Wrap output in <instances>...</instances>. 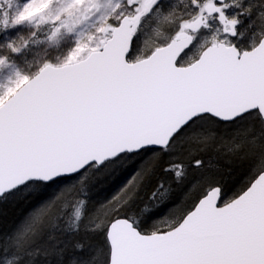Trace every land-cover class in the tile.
Instances as JSON below:
<instances>
[{
    "label": "snow or ice",
    "instance_id": "1",
    "mask_svg": "<svg viewBox=\"0 0 264 264\" xmlns=\"http://www.w3.org/2000/svg\"><path fill=\"white\" fill-rule=\"evenodd\" d=\"M233 4L190 0L173 21L125 0L98 45L0 94V201L31 209L0 232V264H264V39L232 42ZM148 20L174 27L141 54ZM231 156L248 162L238 190ZM121 177L87 214L97 181ZM82 228L100 242L66 259L60 236Z\"/></svg>",
    "mask_w": 264,
    "mask_h": 264
},
{
    "label": "clouds",
    "instance_id": "2",
    "mask_svg": "<svg viewBox=\"0 0 264 264\" xmlns=\"http://www.w3.org/2000/svg\"><path fill=\"white\" fill-rule=\"evenodd\" d=\"M25 5H30L27 9ZM101 5L103 11L101 12ZM56 7L55 15L49 14L51 7ZM233 7L238 9V19L246 15L244 6L240 0H234ZM36 11L35 15H29ZM126 12L125 0H0V34L7 33L17 28L23 31L17 32L15 37L0 41V88L6 93L10 87H14L20 79L28 77L36 79L45 68H63L69 57L77 54V49L87 51L92 45H98L104 38L109 24L119 21ZM24 16V19H20ZM88 20H93V32L86 36L78 37L76 44L63 59L50 63L47 56L39 64H33L24 57V53L37 45L47 46L52 44L62 33L70 35L76 27ZM242 36V35H239ZM264 39V33L260 35ZM20 56L24 62H17L14 57ZM29 78V77H28ZM11 85V86H9ZM2 93V94H3Z\"/></svg>",
    "mask_w": 264,
    "mask_h": 264
},
{
    "label": "rangeland",
    "instance_id": "3",
    "mask_svg": "<svg viewBox=\"0 0 264 264\" xmlns=\"http://www.w3.org/2000/svg\"><path fill=\"white\" fill-rule=\"evenodd\" d=\"M27 0H21V3H26ZM31 2V0H29ZM229 3H232L233 0H228ZM62 3V0H58V4ZM161 9L167 14L168 12H174L173 21H175L179 17H184L187 15L188 11L190 10V0H159ZM240 3L244 6V8L249 9V12L246 15L241 16L242 23L238 26V31L240 33H243L242 36L232 38V42L236 46L240 47H246L249 48L251 44L254 42L255 39L259 38L262 33H264V15H256L257 17L253 19L254 13L258 11L259 9L262 10V7H264V0H254V2L251 3V0H240ZM188 6L187 8L185 6ZM57 11V8L51 7L49 9V14L55 15ZM103 11V5H101V12ZM238 9L232 8L229 9V15L235 14ZM34 14H36V11L33 10ZM264 12V8H263ZM264 14V13H263ZM253 15V16H252ZM258 23V27L254 28V23ZM115 23V21L113 22ZM174 27V23L172 24H165L162 27L157 26V23L155 20H148L143 25V27L140 30L139 33V39L137 41L139 45L140 53L142 54L144 51L147 50L148 47H150L153 43H155L157 40L164 39L170 32V30ZM23 31L22 28H17L12 31H9L7 33L0 34V41L15 37L17 32ZM258 31V32H257ZM93 32V20H88L85 23H82L79 27H76L72 34L65 35L61 34L57 37V39L50 45L47 46V49H45L44 45H37L35 48L29 49L26 53H24L25 59L28 61H31L33 64H39L43 61L45 56H47V59L50 63L53 62V65L55 66L54 60L58 62V60L63 59L67 53L75 47L76 39L78 37H83L88 35L89 33ZM257 32V33H256ZM260 32V33H259ZM207 37V31L204 30L199 38V43H202L203 40ZM91 47H95V45H92ZM193 52H195V48L193 49ZM193 52H190L188 56L185 57V59H190ZM14 59L17 62L23 63L24 61L21 60L20 56L14 57ZM31 72L28 73L29 79H31ZM26 77V78H28ZM11 86V85H9ZM3 93V89L0 88V94ZM232 131L228 130L225 132V138L224 143L226 147H228L230 144H234V142L226 141L227 138H229ZM234 153L236 156L238 154L243 155V149L238 148L237 145L234 144ZM235 156V158H236ZM239 163V164H238ZM238 166H244L242 169L244 173H246L248 169V162L247 160L240 161L236 158L232 162V165ZM95 191H92L91 194H94ZM99 192V191H96ZM91 198V195L90 197ZM16 209L22 208L20 205L15 206ZM27 207V204L25 205ZM28 214V213H27ZM22 221V220H21Z\"/></svg>",
    "mask_w": 264,
    "mask_h": 264
},
{
    "label": "trees",
    "instance_id": "4",
    "mask_svg": "<svg viewBox=\"0 0 264 264\" xmlns=\"http://www.w3.org/2000/svg\"><path fill=\"white\" fill-rule=\"evenodd\" d=\"M256 1V0H255ZM254 0H251L250 4H253ZM262 10H258L254 13L253 19L256 18L258 15H264ZM241 18V17H240ZM258 23H254V28L258 27ZM258 32V31H257ZM256 32V33H257ZM260 33V32H259ZM241 49H246V47H240ZM232 134V133H231ZM234 142L235 145L238 144V140L233 138V134L229 136V138L226 139V141ZM234 144H230L228 147H231L233 149L234 153ZM239 148V147H238ZM225 152H227V147L224 149ZM238 156H242V154H238ZM229 159V156H225L224 161L222 163H225ZM232 162L236 160L235 156H231ZM239 164V163H238ZM231 164V175L233 177L234 182V190H238V186L240 184V179L242 178L241 174L244 173L243 167L244 166H238ZM226 168L228 165H225ZM124 177H121V179L117 182H114L113 184L108 185L106 188L101 187V185L105 184V179L102 178L97 181V183L93 186L92 191H95L94 194H91V198H89V203L87 206V214H91L95 205L98 204L100 201L107 199L111 196V194L116 190V188L119 186L121 182H123ZM99 191V192H96ZM175 195V194H174ZM142 203V202H140ZM21 206L22 208L16 209L15 206ZM25 203L20 201H7L3 202L0 201V232L3 231H11L13 228H15L16 225H18L21 220L27 215V213L31 210L30 207L27 205L25 207ZM145 227L151 228L152 227V221L146 220L145 221ZM59 235V234H58ZM60 239L63 241V243L60 245L61 247L64 246V244H68L69 250L65 253V258L67 259L69 257V254L72 252L71 246L75 243H81L85 246V250L88 249L90 245H95L100 242V237L98 235L89 233L87 231H84L83 228L79 233L72 234L71 236L65 234L63 236H60ZM43 241H39L38 243H42ZM76 255H79L78 253ZM100 257H97V260H99ZM36 264H43V260L40 257H37Z\"/></svg>",
    "mask_w": 264,
    "mask_h": 264
}]
</instances>
